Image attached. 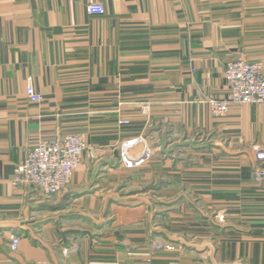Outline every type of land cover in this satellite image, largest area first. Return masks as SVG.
<instances>
[{"label": "crops", "instance_id": "1", "mask_svg": "<svg viewBox=\"0 0 264 264\" xmlns=\"http://www.w3.org/2000/svg\"><path fill=\"white\" fill-rule=\"evenodd\" d=\"M234 57L264 64V0H0V264H264V104L208 103ZM58 132L89 150L46 200L11 177ZM140 135L152 156L121 167Z\"/></svg>", "mask_w": 264, "mask_h": 264}, {"label": "built area", "instance_id": "2", "mask_svg": "<svg viewBox=\"0 0 264 264\" xmlns=\"http://www.w3.org/2000/svg\"><path fill=\"white\" fill-rule=\"evenodd\" d=\"M87 11L90 14L102 15L105 13V7L100 3H90ZM225 76L228 86L227 96L208 99L214 116H225L232 104H264V64L262 62L234 57L227 63ZM26 94L31 102L38 103L43 100V95L33 83L28 84ZM152 110L150 103L143 104L141 108L142 114L148 118ZM117 123L120 127L132 126V121L127 118L119 119ZM144 140L145 138L140 135L121 144L119 160L121 167L131 169L148 161L153 154L151 149H145L137 156L132 154L134 148L138 144H143ZM88 150L87 140L80 133L58 132L56 135L42 136L28 151L25 158L16 165L11 181L14 185L37 190L46 200H51L69 186ZM250 152L253 158L255 180L264 181V144L253 143ZM19 242L20 237L13 235L10 243L12 251L17 250Z\"/></svg>", "mask_w": 264, "mask_h": 264}]
</instances>
